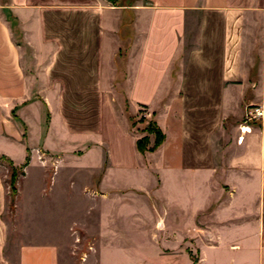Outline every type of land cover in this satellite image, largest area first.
Here are the masks:
<instances>
[{
  "label": "crops",
  "instance_id": "0c3cea01",
  "mask_svg": "<svg viewBox=\"0 0 264 264\" xmlns=\"http://www.w3.org/2000/svg\"><path fill=\"white\" fill-rule=\"evenodd\" d=\"M254 105L264 0H0V264H264Z\"/></svg>",
  "mask_w": 264,
  "mask_h": 264
},
{
  "label": "rangeland",
  "instance_id": "374dc122",
  "mask_svg": "<svg viewBox=\"0 0 264 264\" xmlns=\"http://www.w3.org/2000/svg\"><path fill=\"white\" fill-rule=\"evenodd\" d=\"M129 118H130V122H131L130 124L134 129L138 130L140 133H142L144 135L146 133L152 134L157 139V136L155 133L156 126L153 122L152 115L150 114V112H148V110L146 111L143 107H139L137 110L136 116L135 117H129ZM141 140H144V143L142 145L144 151L141 153L144 154L146 152H151L150 150L154 148L155 143L150 147V142H149L148 136H144ZM4 163L7 164V162H4ZM13 175H15V179L11 178V180H10V186L11 187L10 188H11V195H12V198L14 200V198L17 195V186L16 185H17V180H18V174L14 173Z\"/></svg>",
  "mask_w": 264,
  "mask_h": 264
},
{
  "label": "built area",
  "instance_id": "2783aa9c",
  "mask_svg": "<svg viewBox=\"0 0 264 264\" xmlns=\"http://www.w3.org/2000/svg\"><path fill=\"white\" fill-rule=\"evenodd\" d=\"M245 124H257L261 128H264V105H254L247 108ZM242 133H250V128H241ZM240 141H243V138H240Z\"/></svg>",
  "mask_w": 264,
  "mask_h": 264
},
{
  "label": "trees",
  "instance_id": "16d2710c",
  "mask_svg": "<svg viewBox=\"0 0 264 264\" xmlns=\"http://www.w3.org/2000/svg\"><path fill=\"white\" fill-rule=\"evenodd\" d=\"M155 133H156L157 139H156L154 148L150 150L151 152L157 150L161 146V144L163 143V140H164V136L162 135L161 131H159L157 129V127L155 129ZM143 143H144V140L138 141V149L140 152L144 151L143 147H142ZM12 179H15V175H13Z\"/></svg>",
  "mask_w": 264,
  "mask_h": 264
}]
</instances>
